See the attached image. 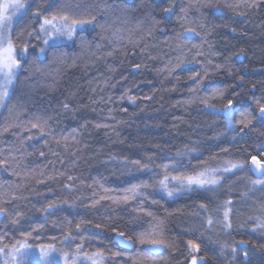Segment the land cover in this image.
I'll list each match as a JSON object with an SVG mask.
<instances>
[{"label": "trees", "instance_id": "trees-1", "mask_svg": "<svg viewBox=\"0 0 264 264\" xmlns=\"http://www.w3.org/2000/svg\"><path fill=\"white\" fill-rule=\"evenodd\" d=\"M37 5L43 9L47 0H36L14 26V43H28V59L0 112L4 243L31 233L34 245L68 250L83 238L84 250H103L108 264H134L143 250L137 233L158 223L170 246L143 264H187L189 240L207 264H264V231L253 230L255 218H264V188H251L249 169L225 174L211 190L168 196L158 185L162 166L178 151L196 149L168 170L172 176L264 156V0H58L45 15L70 7L96 15L98 26L65 42L55 59L51 51L39 53L43 38L31 16ZM170 6L173 13H165ZM189 28L199 35L178 36ZM113 33L122 37L118 43ZM194 73L203 77L199 85L189 79ZM229 100L231 127L224 115ZM38 118L47 120L43 132L32 128ZM135 160L152 171H135ZM241 175L247 183L237 182ZM141 183L150 187L124 202L125 189ZM50 203L54 214L43 211ZM69 231L71 245L64 242ZM120 232L134 246H120Z\"/></svg>", "mask_w": 264, "mask_h": 264}, {"label": "snow or ice", "instance_id": "snow-or-ice-1", "mask_svg": "<svg viewBox=\"0 0 264 264\" xmlns=\"http://www.w3.org/2000/svg\"><path fill=\"white\" fill-rule=\"evenodd\" d=\"M36 0H0V107L5 106L6 100L10 98V89L15 88L17 75L22 69L23 65L21 61H27L29 46L25 43L22 48H17L12 37V31L15 24L19 23L24 17L29 15L30 9ZM58 0H47V6L41 9L40 5L31 12V16L39 24V33L43 35L44 47H41L39 53L41 56L47 55L49 51L53 53L54 59L56 51L65 46L66 41H74L78 33L87 31L89 28L95 29L98 26L96 15H77L73 9L61 8L50 15H45L49 9L56 6ZM218 7V6H216ZM101 12H107V8H101ZM182 12L186 13V9H182ZM165 13L172 14L173 8L170 6L164 9ZM185 17H180L184 19ZM101 28L102 25H99ZM193 36H198L199 33L196 29L189 28L184 32L178 34L179 37H184L188 34ZM36 30L27 33V38L30 40L35 36ZM19 36H23L24 33H19ZM115 42H119L122 37L117 33H113ZM97 48L101 45L97 44ZM111 55V53H109ZM19 57V59L17 58ZM179 63H182L180 61ZM179 63L176 67H179ZM138 69L140 66L135 65ZM39 71V69H37ZM207 72L204 73V76ZM194 83L200 84L203 77L199 73H194L190 77ZM242 79V78H240ZM216 94H222L217 91ZM132 102H135L134 97H129ZM259 103V101H257ZM233 104L232 100L228 101L225 106L224 115L225 119L228 121V126L232 125V116L228 111ZM64 108H68L65 104ZM260 119L264 120V104L259 107ZM242 117L244 114H241ZM38 123H33L32 128H39L41 132L44 131V126L47 124V120L39 119ZM68 138L65 137V140ZM74 139V137H73ZM196 149H186L184 152L178 151L175 158L168 157L170 161L169 164H164L162 167L165 170V174L158 181L159 188L167 193L168 196H172L175 191L193 189H214L221 183V177L225 174H234L235 171H242L245 168L251 170V172L259 177H264V156L258 159L256 156H251L250 163L246 162H233L226 161L223 168H213L208 167L205 164L197 165L191 173L181 174V175H169V169H177L180 167L179 160L186 155H190L195 152ZM151 160V157L148 158ZM131 164L135 167L137 172H150L153 166L148 163H141L139 160L132 161ZM174 183L177 187L175 189L169 188V184ZM264 188V179H256L251 181V188L256 187ZM150 187L147 183L133 184L131 187L125 189V195L122 198L124 202L128 199H134L138 194L142 192L143 189ZM247 195V193H245ZM232 202L228 200L225 202V206L230 205ZM206 205L201 204L200 208L206 210ZM57 209V205L54 203L48 204L46 208L43 209L46 213L54 214ZM229 210H225L223 213V224L226 229L232 227L229 220ZM7 209L0 207V215H6ZM17 216L20 214L17 213ZM150 215V214H149ZM256 224L254 231H264V218L256 217ZM13 223H18L17 220H13ZM214 223L211 216L207 219V224L211 226ZM42 227V226H40ZM99 228V225L96 226ZM76 233L79 235L81 231V225L77 224L75 226ZM23 235V234H22ZM31 233H28L22 240H17L15 243L8 244L4 243V237L0 236V264H108V257L105 255L103 250H95L88 252L84 250L85 241L83 238L79 244H76L75 248H69L64 250L62 248H57L55 244H32L29 242ZM118 241L120 246L131 247L134 246V241L131 237L126 236L123 232L117 233ZM137 240L140 245L143 246L142 252L137 254L134 260V264H143L152 256H158L160 252L168 248L169 242L163 236L159 224H153L148 229L137 233ZM64 242L71 245L73 242V233L69 231L64 236ZM241 243H244L241 241ZM187 247L189 249V255L192 257L191 264H204L203 258H198L195 253L199 252L200 245L192 240L187 241ZM235 252V249H233ZM148 253L150 255H145ZM119 255L118 253H113V256ZM247 255V254H245Z\"/></svg>", "mask_w": 264, "mask_h": 264}, {"label": "rangeland", "instance_id": "rangeland-1", "mask_svg": "<svg viewBox=\"0 0 264 264\" xmlns=\"http://www.w3.org/2000/svg\"><path fill=\"white\" fill-rule=\"evenodd\" d=\"M14 29V28H13ZM12 37H13V31H12ZM42 38H43V35H42ZM66 42H68V41H66ZM42 45H44L43 44V40H42ZM18 59H19V57H17ZM12 90L13 89H10V94H11V92H12ZM7 101V100H6ZM3 108H4V106L3 107H0V112L3 110ZM180 163V162H179ZM245 169H248V168H245ZM244 169V170H245ZM244 170H242V171H244ZM250 170V169H249ZM251 171V170H250ZM235 172H237V171H235ZM239 172H241V171H239ZM253 174V173H252ZM229 175V174H228ZM253 176H254V178L255 179H264V177H259V176H257V175H255V174H253ZM237 182L238 183H247V177H243L242 175L239 177V179L237 180ZM171 184V183H170ZM260 198H262V199H260ZM263 198H264V193H261V194H259V199L260 200H263ZM248 203H249V199H247L246 200ZM255 199H253V200H251L250 201V204H248L249 205V210L250 211H252V210H255L256 209V204H254L255 203ZM263 202H264V200H263ZM198 254H200V253H195V255H198Z\"/></svg>", "mask_w": 264, "mask_h": 264}, {"label": "water", "instance_id": "water-1", "mask_svg": "<svg viewBox=\"0 0 264 264\" xmlns=\"http://www.w3.org/2000/svg\"><path fill=\"white\" fill-rule=\"evenodd\" d=\"M197 257L198 258H203L204 264H207V259H206L205 256H203L202 254H198ZM191 259H192V257L189 258V261H188L187 264H191Z\"/></svg>", "mask_w": 264, "mask_h": 264}]
</instances>
